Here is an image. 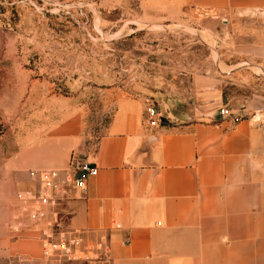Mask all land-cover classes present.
Returning <instances> with one entry per match:
<instances>
[{"label": "crops", "instance_id": "0c3cea01", "mask_svg": "<svg viewBox=\"0 0 264 264\" xmlns=\"http://www.w3.org/2000/svg\"><path fill=\"white\" fill-rule=\"evenodd\" d=\"M112 2L124 14L135 2L139 19L163 24L222 17L226 24L211 32L226 73L236 75L250 62L264 69V22L257 27L241 15L264 9V0ZM195 84L198 96L223 106L216 78L196 76ZM146 101L118 100L94 146L80 99L43 97L35 116L21 118L28 127L0 171L11 194L0 221V264H264V128L250 117L233 125L218 113L150 127ZM73 161L91 164L97 175L83 190L70 184L54 219L59 231L88 245L106 243L104 257L93 263L44 259L37 232L24 227L28 222L15 223V230L7 226L20 215L9 207L14 192L37 195L46 170L65 181Z\"/></svg>", "mask_w": 264, "mask_h": 264}, {"label": "rangeland", "instance_id": "374dc122", "mask_svg": "<svg viewBox=\"0 0 264 264\" xmlns=\"http://www.w3.org/2000/svg\"><path fill=\"white\" fill-rule=\"evenodd\" d=\"M112 1L0 0V171L28 127L21 118L35 116L38 100L53 94L81 100L91 146L126 97L143 96L174 123L205 120L222 108L264 120L262 64L247 63L231 75L218 60L222 17L163 24L139 19L135 2L124 14ZM241 15L257 27L264 22L254 10ZM196 76L219 81L222 107L197 95ZM4 183L0 173V221L11 195Z\"/></svg>", "mask_w": 264, "mask_h": 264}, {"label": "built area", "instance_id": "2783aa9c", "mask_svg": "<svg viewBox=\"0 0 264 264\" xmlns=\"http://www.w3.org/2000/svg\"><path fill=\"white\" fill-rule=\"evenodd\" d=\"M254 11L264 19V9ZM219 114L233 125L242 119L227 108H222ZM146 116L150 127H157L162 123L160 114L151 105H148L146 109ZM260 119L255 115L251 120L264 128V120L260 121ZM96 175V167L84 161L70 163L68 178L63 182L58 180L57 171H42L37 195L31 191L19 192L16 195L15 208L20 211V215L10 219L8 228L15 230V223L23 225L28 222V225L24 227L37 232V240L41 242V255L44 259L82 260L89 263L102 260L107 251L105 242L98 240L93 245H88L80 236L59 231L54 219L56 207L67 198L70 192V184L73 188L83 190L86 179Z\"/></svg>", "mask_w": 264, "mask_h": 264}, {"label": "water", "instance_id": "95a60500", "mask_svg": "<svg viewBox=\"0 0 264 264\" xmlns=\"http://www.w3.org/2000/svg\"><path fill=\"white\" fill-rule=\"evenodd\" d=\"M161 122H162V123H165V122H166V119L161 118Z\"/></svg>", "mask_w": 264, "mask_h": 264}]
</instances>
